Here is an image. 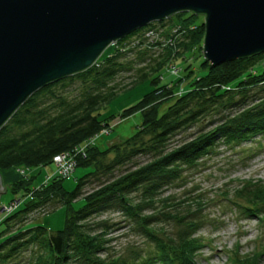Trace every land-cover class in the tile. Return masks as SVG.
Wrapping results in <instances>:
<instances>
[{
	"label": "trees",
	"instance_id": "16d2710c",
	"mask_svg": "<svg viewBox=\"0 0 264 264\" xmlns=\"http://www.w3.org/2000/svg\"><path fill=\"white\" fill-rule=\"evenodd\" d=\"M165 22L167 31L157 33L154 24L163 28ZM165 22L118 41L86 71L41 88L0 129V175L19 167H47L64 153L74 158L75 169H91L72 192L65 191L64 179L58 176L32 187L34 177L16 174V180L4 186L28 199L0 217V264H13L25 251L30 252L29 264H197L204 242L196 237L200 227L192 217L204 208L203 198L173 201L164 192L185 170H198L220 145L233 151L255 142V148L262 149L255 138H264V53L216 67L201 55L194 71L187 65L177 79L162 84V71L169 73L172 61L185 59L181 52L202 53L204 36V25L194 14L179 13ZM132 71L135 76L128 87L114 84L118 75ZM148 79L153 89L119 115L122 119L140 115L135 133L105 150L87 145L103 131L110 132L114 117L100 119L99 112L120 92ZM194 126L189 137L172 141ZM141 156L147 160L136 163ZM121 167L124 171L115 176ZM89 183L93 187L84 193ZM230 193L243 215L264 220V183L238 182ZM52 201L61 203L65 212L60 230L43 226L14 230ZM76 204L80 206L75 208ZM110 210L129 220L153 245V253L110 257L104 238L110 227L104 219H94ZM164 223L173 224L176 233L166 235L164 227H158ZM263 259L261 247L250 254L233 253L229 264H264Z\"/></svg>",
	"mask_w": 264,
	"mask_h": 264
},
{
	"label": "water",
	"instance_id": "95a60500",
	"mask_svg": "<svg viewBox=\"0 0 264 264\" xmlns=\"http://www.w3.org/2000/svg\"><path fill=\"white\" fill-rule=\"evenodd\" d=\"M179 13L204 16L202 53L212 67L264 53V0H0V129L41 88Z\"/></svg>",
	"mask_w": 264,
	"mask_h": 264
},
{
	"label": "rangeland",
	"instance_id": "374dc122",
	"mask_svg": "<svg viewBox=\"0 0 264 264\" xmlns=\"http://www.w3.org/2000/svg\"><path fill=\"white\" fill-rule=\"evenodd\" d=\"M197 21L203 23L204 16H197ZM154 26V30L157 33H165L169 27V22H165L163 28H161L158 23L154 24ZM110 48L111 47L106 49L104 53L112 52L113 50ZM181 53L185 55L184 60H181V58L180 60L175 59L169 64L177 68L180 74L187 65H192L191 68L194 71L202 61L200 56L203 55V53H201L199 49H195L188 54L184 52ZM205 71L206 70H203L202 74H205ZM161 75L162 84L178 78L166 71H162ZM134 76L135 72L133 71L131 73L120 74L116 77L114 84L128 87ZM185 86L183 85V91L186 90ZM152 89L153 86L150 84V80H145L132 89L120 92L105 108H103L99 112L100 119H107L109 117H114V119L110 122V132H108V134H101L94 141V144L101 150H105L131 137L139 126L140 115L136 113L127 119H122L119 115L126 109L136 105ZM171 103L172 101L170 100L166 105H163L160 114H163ZM196 129L197 127L194 126L184 130L175 136L172 141L179 142L187 138L188 135L194 133ZM263 139L264 138H255V141H260L263 145L260 150L255 148V142H253V144H245L241 148H237L233 151H228L222 145L218 146L213 154H209L204 158L198 170H185L179 182H174L165 189L164 195L173 199V201L183 200L186 197L194 198L200 196L203 198L204 208L192 217V219L198 221L200 227L196 233V237L202 239V242H204V246L197 257V264H229V257L233 255V253L245 255L255 250L259 251L261 247H264V220L260 221V219L243 215L237 206L230 200L232 199V193H230V191L233 190V187L238 182L251 180L264 183ZM92 144L90 143L88 145ZM111 157L112 156H110V158ZM146 160L147 157L141 156L136 158L135 162L142 164ZM132 165H128L130 166L128 168H131ZM52 168H54L52 165L31 169L19 167L15 169V171H5L1 174V177L4 186H9L16 180L14 173L20 174L21 176L26 175L34 177L32 187H38L44 182H47L49 177L51 178L48 172H50ZM124 169L125 167L117 169L114 175H118L120 172H123ZM90 171V168H76L69 178L63 180L62 185L65 191L72 192L78 181ZM91 187H93L92 183L87 184L83 192H89ZM5 189L6 192L0 196V217L2 216L1 209L3 207L14 202V204L17 205V209L19 204L21 205L28 199L25 198L21 192L12 194L8 187H5ZM79 206V204H76L75 208ZM64 218L65 212L64 209L61 208V203L52 201L29 214L22 224L19 223L14 227V230L20 226L25 228L43 226L55 232L63 227ZM94 219H104L110 227L109 231L104 236L106 241H108L106 253L110 257L133 256L134 254L132 253L144 256L153 253V245L146 238L141 236L132 223L125 219L117 210L104 212ZM158 227H164L163 229L166 235L170 236L176 233V227L171 223H164ZM159 235L161 236V234ZM30 258L29 251L21 252L14 260L13 264H29Z\"/></svg>",
	"mask_w": 264,
	"mask_h": 264
},
{
	"label": "built area",
	"instance_id": "2783aa9c",
	"mask_svg": "<svg viewBox=\"0 0 264 264\" xmlns=\"http://www.w3.org/2000/svg\"><path fill=\"white\" fill-rule=\"evenodd\" d=\"M168 72L171 75H174V76H177V77L180 74V71L178 72L177 68H175L173 65H169L168 66ZM101 134L102 135L103 134H108V132L107 131H103ZM96 139L97 138H95L91 142H88L87 145L90 144V143L91 144L94 143V141ZM52 166L55 168V172H54V174L52 176H58V177H60L62 179H67V178H69L72 175V173L75 170V161H74V158L71 155L64 153V154H60V155H58V156L53 158ZM49 179H50V177H49ZM16 207H17V205H15L14 202H11L8 206L3 207L1 209L2 210L1 212L5 213V214H9V213L15 211Z\"/></svg>",
	"mask_w": 264,
	"mask_h": 264
},
{
	"label": "crops",
	"instance_id": "0c3cea01",
	"mask_svg": "<svg viewBox=\"0 0 264 264\" xmlns=\"http://www.w3.org/2000/svg\"><path fill=\"white\" fill-rule=\"evenodd\" d=\"M13 171V170H12ZM4 173V172H3ZM49 173V176H52L53 174H54V168H52L51 170H50V172H48ZM15 175L14 176H16L15 178H17V175H16V173H14Z\"/></svg>",
	"mask_w": 264,
	"mask_h": 264
}]
</instances>
